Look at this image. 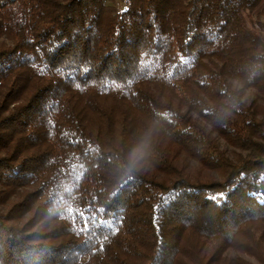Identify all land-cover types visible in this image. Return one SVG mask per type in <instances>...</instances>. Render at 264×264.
Returning <instances> with one entry per match:
<instances>
[{"label": "trees", "instance_id": "obj_1", "mask_svg": "<svg viewBox=\"0 0 264 264\" xmlns=\"http://www.w3.org/2000/svg\"><path fill=\"white\" fill-rule=\"evenodd\" d=\"M0 264H264V0H0Z\"/></svg>", "mask_w": 264, "mask_h": 264}, {"label": "rangeland", "instance_id": "obj_2", "mask_svg": "<svg viewBox=\"0 0 264 264\" xmlns=\"http://www.w3.org/2000/svg\"><path fill=\"white\" fill-rule=\"evenodd\" d=\"M115 3L117 5H120L121 6V0H115ZM234 84H235V87L236 88L241 89V86L237 82H234ZM242 93H243L244 99L246 101H251V100H254V99L255 100H260V95L255 90L244 89V90H242ZM217 141H218L221 149L225 150L230 157H233L234 156V152L236 151L235 148H233L231 145H229L224 139H222L219 136H217ZM230 255L233 256L234 253L233 252H230ZM245 258L249 259L247 256H245ZM249 260L254 261L253 259H249Z\"/></svg>", "mask_w": 264, "mask_h": 264}, {"label": "clouds", "instance_id": "obj_3", "mask_svg": "<svg viewBox=\"0 0 264 264\" xmlns=\"http://www.w3.org/2000/svg\"><path fill=\"white\" fill-rule=\"evenodd\" d=\"M146 145H141L133 151L130 156V160L135 163L145 155Z\"/></svg>", "mask_w": 264, "mask_h": 264}, {"label": "snow or ice", "instance_id": "obj_4", "mask_svg": "<svg viewBox=\"0 0 264 264\" xmlns=\"http://www.w3.org/2000/svg\"><path fill=\"white\" fill-rule=\"evenodd\" d=\"M91 222V221H90Z\"/></svg>", "mask_w": 264, "mask_h": 264}]
</instances>
